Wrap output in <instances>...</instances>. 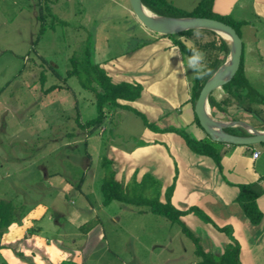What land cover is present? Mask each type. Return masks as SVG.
<instances>
[{"label":"rangeland","instance_id":"1","mask_svg":"<svg viewBox=\"0 0 264 264\" xmlns=\"http://www.w3.org/2000/svg\"><path fill=\"white\" fill-rule=\"evenodd\" d=\"M168 1L182 10H189L196 3ZM8 2L0 0V10L9 11L6 17L11 21L0 20V198L11 200L19 210L36 201L46 205L45 214L35 224L47 225L38 233L49 238L55 218L64 224V229L78 235L84 229H74V224H83L84 228L103 224L111 246L115 241L120 244L116 247L117 257L101 264H196L199 256L195 245L177 222L151 213L145 205L115 200L102 204L101 159L107 157L108 145L128 148L136 143L140 120L123 109L109 119L104 118L100 125L89 126L90 131L85 134L86 129L76 125L74 114L79 113V121L93 117V96L81 87L76 75L66 74L72 68L70 56L81 54L85 47L90 62L100 65L143 39L145 30L150 34L154 31L141 24L131 10L122 14L123 10L112 0H72L74 6L81 8L80 13L61 15L68 19L67 23L43 18L35 26L37 32L42 23L43 31L31 42L30 20L23 18L22 12L18 14L13 5L8 6ZM20 2L24 3L17 0V7ZM254 23V31L239 27L243 54L247 46L254 50L247 41L251 36H259L260 46L264 47V24ZM203 35L195 34L201 51ZM186 40L190 45V40ZM40 71L44 73L43 83L38 78ZM256 73L259 75L252 77L251 83L264 97V75L260 77L262 70ZM50 84L56 87L44 91ZM219 90L216 88L213 94L220 93ZM230 102L227 113L222 115L209 105L211 114L222 119L232 116L254 124L255 128L261 126L264 104L244 101L243 109H238L234 101ZM129 179L123 182L126 184ZM161 187L159 181L143 193L156 191L161 195ZM3 229L0 248L5 246L1 244ZM0 264L11 263L0 253Z\"/></svg>","mask_w":264,"mask_h":264},{"label":"crops","instance_id":"2","mask_svg":"<svg viewBox=\"0 0 264 264\" xmlns=\"http://www.w3.org/2000/svg\"><path fill=\"white\" fill-rule=\"evenodd\" d=\"M9 1L8 6L13 5L18 14L22 12V17L30 20L31 42L42 18L50 17L67 23L68 19L61 18V15H75L81 10L73 5L72 0H23L26 7L21 2L17 7V0ZM112 1L123 10L122 14L130 11L127 0ZM211 10L243 18L248 21L244 27L253 31L256 29L254 22L264 24V0H212ZM8 12L3 8L0 10L2 23L11 22L6 17ZM145 31L147 34L143 39L146 42L138 44L137 41L100 64L112 82L140 84L139 95L125 103L141 112L152 125L149 127L138 115L125 109L140 120V131L136 137L138 141L128 147L131 148L129 151L115 144L107 146L106 153L114 177L126 181L135 172L138 180L142 173L148 172L161 182L162 190L172 183L170 203L185 211L178 216L179 221L196 237L203 251L219 254L229 238L211 222L187 211L191 205L202 210L214 224L231 227V234L239 244L240 264H264V141L251 144L223 142L219 147L218 168L210 156L190 150L177 132L164 129L182 128L196 138L205 135L194 122L190 101L192 69L187 57L183 58L184 54L168 37ZM254 39L253 36L246 39L254 50L247 46L244 54L242 51L243 70L250 83L252 77L259 75L256 72L262 70L260 77L264 75V47L260 46L259 36ZM218 89L220 93L215 92V96L220 97L224 92ZM121 110L123 108L109 110L105 119ZM252 150H258V154L252 156ZM246 182H257L261 187V192L255 197V204L261 212L256 223L247 219L235 200L238 184ZM160 198H163L162 194ZM84 199L91 210L87 195ZM45 208L46 205L36 201L25 210L23 207L15 209L14 220L3 229L1 244L5 246L0 248V253L11 264H101L117 257L116 247L120 243L115 241L111 246L103 224H89L85 228L83 224H74V229H84L79 230L81 234L78 235L64 229V224L55 218L52 231H48L51 238L38 233L45 224L35 223L41 220ZM111 220L115 218L111 217ZM195 231L199 234L196 235Z\"/></svg>","mask_w":264,"mask_h":264},{"label":"trees","instance_id":"3","mask_svg":"<svg viewBox=\"0 0 264 264\" xmlns=\"http://www.w3.org/2000/svg\"><path fill=\"white\" fill-rule=\"evenodd\" d=\"M48 2V0H44ZM141 2L152 12L166 14V15H198L207 16L221 20L229 25H231L237 34H239V27L244 26L248 21L243 18H235L230 14H219L211 10L212 0H198L195 5L189 10H182L174 6L168 0H141ZM43 22V18L41 19ZM43 31V25L40 23L39 28L33 41L36 40L38 35ZM196 32L203 35L204 41L201 43L202 50L205 53V59L207 67L211 69V72L216 68V66L223 61L225 58L228 47L224 39L214 32L213 30L207 28H192L184 29L174 33L160 34L162 36L168 37L173 44L187 57L192 55V49H200V42L198 43L195 38ZM190 40L191 44L188 45ZM241 39V38H240ZM146 39H141L138 44L146 42ZM85 46V45H84ZM242 48L243 44L241 41V52L238 67L236 68L233 75L223 84L216 88H221L224 92L220 97H216L213 94L212 89L208 95L207 100L212 110L222 113H227V106L234 101L238 109L242 108V103L244 101L264 104V97L261 93L248 81L244 74L243 62H242ZM89 51L85 47L81 54L71 55L70 61L72 63V68L69 69L66 74H74L77 76L81 87L92 93L95 115L84 121H79V114L75 115L76 125L80 128H87L86 133L90 131L89 126H97L103 123L104 118L109 110L115 108H123L131 110L134 114L138 115L143 123L152 126L148 123L141 112L125 103V101H130L139 95L140 84L132 83L127 81L112 82L110 77L105 73V70L98 64L90 62ZM208 75L203 76L201 79L195 78V73L192 70L191 84H190V101L193 104L197 92ZM40 83H43L44 73L39 72L38 75ZM56 85H48L44 91H49L55 88ZM123 100V101H120ZM243 109V108H242ZM229 116V115H227ZM231 119H235L229 116ZM194 122L200 127L196 116L194 115ZM264 127V121L259 126V128ZM201 128V127H200ZM226 127L225 130L236 133V134H246V131L240 126H230ZM168 130H173L177 132L185 141V144L190 150L196 153L205 154L210 156L215 162L217 167H220L219 162V147L223 141L212 140L205 133L201 138H196L190 133L186 132L182 128H164ZM202 129V128H201ZM235 129V130H234ZM110 159L103 156L100 162L101 167L104 168V173L101 176L99 182V189L101 193V202L106 204L111 200L119 201L122 203H131L134 205H145L147 209L154 214L162 215L172 222H177L180 224V230L187 235L193 241L195 248V253L199 256L196 264H240L239 261V244L236 239L231 234V227L229 225L218 226L212 222L209 216H207L202 210L197 206L191 205L186 210L192 211L202 220L211 222V224L218 230L223 231L229 238L219 254H213L209 251H203L198 243L196 237L185 227V225L179 221L178 216L185 212L184 210H179L175 208L169 200L172 183L167 185L163 192V198L155 191L149 194H144L143 190L148 187H154L155 184L159 182L158 179L150 175L148 172L141 174L140 178L137 180L135 178V172L130 175L129 181L123 182L122 180H117L114 177V170L110 166ZM128 186V187H126ZM261 192V187L257 182H246L238 184V193L235 196V200L239 204L243 214L251 223H256L260 219L261 212L255 204V197ZM15 205L11 200L0 198V229L5 228L14 219Z\"/></svg>","mask_w":264,"mask_h":264},{"label":"water","instance_id":"4","mask_svg":"<svg viewBox=\"0 0 264 264\" xmlns=\"http://www.w3.org/2000/svg\"><path fill=\"white\" fill-rule=\"evenodd\" d=\"M131 12L147 29L158 34H168L184 29L207 28L219 34L227 44L228 51L221 63L205 78L193 102V113L203 131L212 140L235 144H251L264 141V127L255 128L239 119H226L213 116L207 100L208 93L226 82L238 67L241 39L235 29L215 18L198 15H166L152 12L141 0H127ZM240 126L246 134L226 131V127Z\"/></svg>","mask_w":264,"mask_h":264},{"label":"clouds","instance_id":"5","mask_svg":"<svg viewBox=\"0 0 264 264\" xmlns=\"http://www.w3.org/2000/svg\"><path fill=\"white\" fill-rule=\"evenodd\" d=\"M199 35V33H196ZM189 67L194 71L195 78L201 79L205 75L211 73V69L207 67L205 53L199 49H192V55L188 60Z\"/></svg>","mask_w":264,"mask_h":264},{"label":"built area","instance_id":"6","mask_svg":"<svg viewBox=\"0 0 264 264\" xmlns=\"http://www.w3.org/2000/svg\"><path fill=\"white\" fill-rule=\"evenodd\" d=\"M258 154V150H252V156H256Z\"/></svg>","mask_w":264,"mask_h":264},{"label":"bare ground","instance_id":"7","mask_svg":"<svg viewBox=\"0 0 264 264\" xmlns=\"http://www.w3.org/2000/svg\"><path fill=\"white\" fill-rule=\"evenodd\" d=\"M221 121H222V122H226V119H222Z\"/></svg>","mask_w":264,"mask_h":264}]
</instances>
